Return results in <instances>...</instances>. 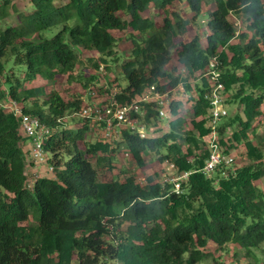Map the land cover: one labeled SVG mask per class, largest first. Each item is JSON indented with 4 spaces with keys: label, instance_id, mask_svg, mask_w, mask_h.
I'll return each instance as SVG.
<instances>
[{
    "label": "trees",
    "instance_id": "16d2710c",
    "mask_svg": "<svg viewBox=\"0 0 264 264\" xmlns=\"http://www.w3.org/2000/svg\"><path fill=\"white\" fill-rule=\"evenodd\" d=\"M177 1L28 0L30 11L17 13L10 26L1 22L15 12L14 0H0V103L16 101L50 128L43 146L52 166L51 177L29 179V142L19 120L0 107V264H200L210 243L264 253V140L255 138L264 117V0H184L193 19L207 17L204 45L198 34L180 40L190 19L169 11ZM204 3L212 6L208 12ZM150 10L162 16L161 25L145 15ZM230 16L243 23L238 33ZM55 27L52 36L42 34ZM126 30L127 56L115 50L121 38L113 34ZM81 51L97 54L88 59L94 72L84 77L76 72ZM173 56L185 78L167 71ZM212 58L228 111L217 127L218 144L226 154L242 146L244 163L209 180L201 172L208 155L206 82L188 80ZM99 65L120 104L152 84L181 81L192 95L190 116L175 102L164 129L147 109L154 134L140 139L123 128L120 140L110 142L92 132L89 119H74L80 99L65 100L54 87L37 95L32 85L64 80L88 91ZM120 151L138 167L152 152L162 168L167 161L190 174L178 193L155 175L140 185L131 169L110 175Z\"/></svg>",
    "mask_w": 264,
    "mask_h": 264
},
{
    "label": "built area",
    "instance_id": "2783aa9c",
    "mask_svg": "<svg viewBox=\"0 0 264 264\" xmlns=\"http://www.w3.org/2000/svg\"><path fill=\"white\" fill-rule=\"evenodd\" d=\"M233 17L239 20L235 16ZM238 25V22L234 23L237 29L236 33H238ZM96 74L98 75V80L95 83V87L87 91L90 101L85 103L81 110L74 115L89 119L92 132L110 142L120 140V130L123 128L133 132L140 139L154 134L153 124H147L144 120L147 109L155 113V120L152 121H155L161 128L168 129L171 107L175 102H179L176 96L181 95L186 98L185 100L190 99L192 96L191 93L182 89L181 81L172 87L168 85L169 81L166 80L148 86L129 103L120 104L116 99V95L119 93L118 88H108L106 73L102 65H99ZM171 75L182 79L186 77V70L181 66L176 67V71L171 73ZM203 80L206 82L203 97L208 103L206 127L209 132L205 138V148L208 151V155L201 172L207 179L211 180L220 171H222L220 172L222 176H227L225 170L231 169L235 165V159L232 154L224 153L218 144L217 127L226 118L228 111L216 58L208 61L203 71L197 74V79L193 80L191 84H202ZM100 86H102L103 91L108 90L101 99L98 97L97 88ZM8 103L7 106L0 104V107L19 120L20 131L29 142V163H33L36 166L44 165L47 172L51 174L52 166L47 164V155L43 146L50 137V128L37 117L25 114L22 105L16 101L9 100ZM182 103L184 104L183 101ZM163 168L164 170L161 171L158 178L159 183L163 186L172 184V191L180 192L181 183L186 181L190 172H176L174 164L167 161H165ZM36 177L38 176L35 175L32 178ZM145 179V177H138L137 180L140 185H144Z\"/></svg>",
    "mask_w": 264,
    "mask_h": 264
},
{
    "label": "rangeland",
    "instance_id": "374dc122",
    "mask_svg": "<svg viewBox=\"0 0 264 264\" xmlns=\"http://www.w3.org/2000/svg\"><path fill=\"white\" fill-rule=\"evenodd\" d=\"M211 7L212 6H210L209 4L204 3L202 6V12H208ZM30 8H31V6H30L28 0H14L13 9L15 12H12V14L8 18H6L3 22H1L2 25H10V26L17 25V23H18L17 13L29 12ZM169 11L170 12L173 11V12L178 13V15H180V17L190 19V28L187 31V33H185L184 35L181 36V38H180L181 41H187L190 38H192L194 34H198L202 45L205 44V33H206V31L204 28H206L205 21L207 19L205 14H201L196 19H193L192 13L187 8L184 0H179L175 3H173L170 6ZM145 15L151 17L153 19V21L155 22L156 26L161 25L162 16L157 14L156 11L150 10ZM230 20L234 23L238 22L239 28L243 27V23L240 21V19L236 20L233 16H230ZM57 30H58V27H55L51 30L44 31L42 34L45 37H50L53 34H55L57 32ZM128 33H129V30H126L122 33L113 32V34L116 37L121 38V41L118 42L115 50L118 53H120L121 55H125V56H127L129 54V49H130V43H129V41H127L125 39V37L128 35ZM96 57H97V54L94 52L81 51L80 56H79L80 64L78 65V70L76 71L77 74H81V77L92 74L94 72V70H93L94 68L91 66L88 59L94 60V59H96ZM171 61H172L171 64L168 65V67H167V71L170 73H173L176 71V69H175V66H176L175 56H173ZM109 76L111 78L113 77L111 74H109ZM193 80H194L193 78H190L188 80V82L191 84ZM119 83L122 86H126L125 80H122ZM32 85L36 88L37 95L41 94L42 96H44L52 87H54L59 91V93L62 95V97L65 100L76 99V98L80 99L81 100V107L85 103H88V101H90V99L87 95V90L83 89L81 87V85L77 82L69 83V82H66L64 80H57L55 84L45 86L44 82L36 81ZM24 87L28 88L29 85L25 84ZM108 88L110 89L109 86H108ZM106 91L98 90L99 99H101V97H103L104 94L107 93ZM176 98L178 99V101L180 103L179 111H180L181 115L185 119H187L190 116V110H191V108H190L191 102L190 101L191 100L190 99L185 100L186 98L181 96V95H177ZM9 100L10 99L6 98L0 104L7 106L9 104L8 103ZM182 101L184 102V104L182 103ZM261 109H264V105L261 107ZM74 119L75 120L79 119V117H75ZM261 120H262V122H261L260 126L257 128V135L255 136L257 141H263L264 140V117L261 118ZM70 124H73V122H70ZM156 127H159V126H156ZM186 127L189 128V124H187ZM90 138H91V140H94V138H92L91 136H90ZM243 152H244V148L242 146L233 150L232 155L234 154V156H235V158H234L235 159V165L234 166H240L244 163ZM115 157L116 158H115L114 168L110 172V175H118L120 169H131L130 172L135 173L134 174L135 177H147V176H152V175L154 176L155 175V178L158 180V177H156V175L158 176L157 172H160L161 170H163L161 163L156 159V157L153 155L152 152H149V153L146 152L143 155V160H144L143 167L136 166L134 160L131 158H128V159L122 158L121 151L118 152V154H116ZM36 168H39V166H37ZM39 169H41V167ZM37 172L41 176H45V175H49L50 177L52 176V174H49L47 172L45 166H44V169L42 168L41 170H38ZM32 177H33V175L29 173V179ZM257 184L261 185V183H257ZM207 251H209V253H210L208 259L206 261L200 263V264H264V253H261L258 250H253L252 255L251 254L244 255V253H242L241 250H238L237 246H235V245H227V246H224L223 248L217 249L215 246H213V244L210 243L207 246ZM234 251H236V252H234ZM215 257H216V259L214 261Z\"/></svg>",
    "mask_w": 264,
    "mask_h": 264
},
{
    "label": "crops",
    "instance_id": "0c3cea01",
    "mask_svg": "<svg viewBox=\"0 0 264 264\" xmlns=\"http://www.w3.org/2000/svg\"><path fill=\"white\" fill-rule=\"evenodd\" d=\"M27 142H28V141H27ZM26 166H27V165H26ZM36 167H37L36 165H33V164L30 163V164L26 167L27 174L29 175V173H30V174L33 175V177H35V175L41 177V175H39L37 171H38V170H41L42 168L44 169V167H43V166H39V168L41 167V169L36 168ZM46 177H49V175H46Z\"/></svg>",
    "mask_w": 264,
    "mask_h": 264
}]
</instances>
